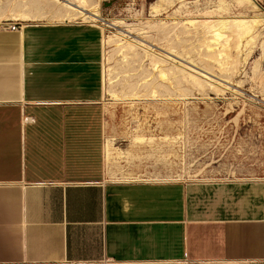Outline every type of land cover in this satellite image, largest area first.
Listing matches in <instances>:
<instances>
[{"label": "crops", "instance_id": "0c3cea01", "mask_svg": "<svg viewBox=\"0 0 264 264\" xmlns=\"http://www.w3.org/2000/svg\"><path fill=\"white\" fill-rule=\"evenodd\" d=\"M103 38L0 25V264H264V174L188 181L167 128L110 117Z\"/></svg>", "mask_w": 264, "mask_h": 264}, {"label": "rangeland", "instance_id": "374dc122", "mask_svg": "<svg viewBox=\"0 0 264 264\" xmlns=\"http://www.w3.org/2000/svg\"><path fill=\"white\" fill-rule=\"evenodd\" d=\"M100 1L101 15L108 21L115 22L121 20L124 22L123 25H131L139 30L138 33L141 38L161 49H171L177 53L186 54L187 50L183 52V49L186 48L187 45H191L192 50L190 49V54L192 56L201 60L203 65L211 69L215 75L220 78L224 77L223 79L229 81V85L217 83L215 87H211L212 89L207 87V90L210 89L209 91L206 89L205 91L199 90L186 81L176 82L177 80H173V76L170 75L171 73L167 74L170 78L166 75L158 76L157 72L152 69L151 63L149 62L150 60L147 57L145 58L146 60H137L133 64L128 62L126 58L124 59L125 52H113V47L106 44L104 54L106 51L109 61H105L106 63L108 62L107 65H105L103 59V66L105 65L106 68L109 66H114V68H116L117 66V69H114L113 72L114 74L118 72L120 75L119 77L117 75L118 73L115 74V76L117 75L119 78L114 79V75L112 74L109 76L113 77L111 84L108 85L106 82L107 85H104V95L105 101L108 103L109 107V116L112 118L119 117L125 120V118H128L127 115L132 116L140 110L141 112H146L144 114L148 115L138 119L128 118L126 122L122 119H118V123L123 124L124 122L130 126L132 125L131 130L136 132L140 131L143 125H155L156 132L163 131L164 127L167 128L171 132L169 134L171 139L177 137L179 142L181 141L182 158L184 160L182 163V173L186 176L188 181L197 179H231L235 178L237 174H241L250 169L261 170L264 174V87L262 86L264 84V49H262L263 47L260 43L264 38V25L260 27L261 37H259L257 43L252 47L248 46L242 48L239 53L240 55L237 57V50L232 44L230 45L232 52L228 49L227 53L231 54L234 60H236V58L239 59L234 62V60L229 57L230 59L228 61L227 54L226 59L228 61V66L226 65L224 67H226V69L236 67L237 69H231L235 70L232 72L230 69V71L225 70L222 66L226 64V61L223 63L220 60L225 59V57L221 58L218 55L217 57L211 55L206 44L209 41H211V44L219 42L222 44L225 41L223 38L227 36L226 34H228L229 31H224L225 34L224 32L222 33L221 39H218L219 42L215 39L213 40L211 37L204 41L200 24L203 19L214 20L217 18H228L240 15L253 17L259 13H263L264 16V0H253L258 10L251 8L246 2H238L237 0H223L224 2L222 0H170L171 2H169V0H115V4L110 8L105 7V0ZM184 3L188 5L186 6ZM6 13L10 14L8 11ZM205 14L210 15L207 17ZM186 18L189 19L187 20ZM50 20L51 22H56L55 19ZM50 20H48V22H50ZM191 20L194 22L191 23ZM195 20L196 23L199 22L198 25H196ZM5 21L6 17L1 18L0 25L7 27V25H5L7 23H20L21 26H24V23L20 20ZM48 22L43 18L41 20L30 21L29 23L45 24ZM67 23L69 22H65L64 24ZM77 23L87 22L76 20L70 24ZM92 24L101 25L105 37L118 34L116 28L103 25L100 21L93 22ZM228 35L230 38L233 36L232 39L235 40L236 37L234 33H229ZM120 37L132 41L131 36ZM187 38L189 41H187ZM182 41H185V43L182 44ZM221 44L219 43L216 45L217 53L218 50L222 48V46H220ZM142 49L144 52H141L143 51ZM146 51L152 52L149 48H145L144 46L138 49L141 56H144ZM155 51L160 52L159 49ZM207 54L212 58L206 56ZM214 58L218 59L215 60ZM256 61L260 63L258 71L261 68L262 71L260 70L259 72L263 74L259 76V79L257 75H253L255 67L258 65ZM141 62H143V64ZM229 62L234 63H230L231 65H229ZM235 72H237V75ZM126 73H128V75ZM131 76H133L132 80L130 79ZM255 76L257 78H255ZM127 78L131 80L130 82L133 85L136 83L133 87L134 92L132 91L136 100H132V98L129 100V97H122V86L125 84ZM155 79L158 80V85L154 84L153 81ZM162 85H164V87ZM155 86H157L158 90ZM105 87H111L110 89L114 87L112 89L114 93L106 92ZM167 87L168 89H166ZM163 89L165 91H163ZM111 94L114 97L111 96ZM179 132H181V135ZM135 136L136 135H134V137ZM134 137L131 141L134 146H137V144L134 143ZM155 137H152L154 140L151 142L154 141L156 147L168 141V137L165 136L155 135ZM109 140H111V143L109 144V152H107L108 159L112 160L120 157L121 153L117 152L114 146L116 144V139L110 137ZM171 142H173L174 148L176 141L174 140ZM146 143L147 142L142 144ZM178 145L179 144H177V147Z\"/></svg>", "mask_w": 264, "mask_h": 264}, {"label": "bare ground", "instance_id": "6f19581e", "mask_svg": "<svg viewBox=\"0 0 264 264\" xmlns=\"http://www.w3.org/2000/svg\"><path fill=\"white\" fill-rule=\"evenodd\" d=\"M171 1L169 0V2H171ZM237 1L238 2L239 1L240 2L241 1L242 2H246L251 8H253L255 10H258V7H257V5L255 4V2L253 0H237ZM100 2H101L100 0H0V19L3 18V17H6V21H8V20H15V21L16 20H20V21H22L24 23V25L31 24V23H29L30 21H35V20H38V19L41 20L43 18H44V20H47V22L50 19H55V21H56V22H51V20H50V22L45 23V24H64L65 22L71 23V22H75L76 20H81L83 22H87L89 24H92L93 22H99L100 21V22H102L103 25H107V26L116 28L117 32H118V34H114L112 36H110V35L107 36V37L104 36V38H103V49L105 50V45L108 44V45H111L113 47L112 48L113 52H116V53L117 52H119V53L120 52H125L124 59L126 58L128 62H131V63L134 64L135 61L142 60V59L146 60L145 58L147 57L150 60L149 62L151 63L152 69L157 72L158 76L159 75L160 76H165V75L167 76L168 73L169 74L171 73L170 75L173 76V80H175V81L177 80L176 82H178V81H186L187 83L191 84L193 87L198 88L199 90H204L205 91V89L207 90V87H209V88L212 87L213 88V87H215V84H217V83H220V84L222 83V85L223 84L229 85L228 84L229 83L228 80L223 79L224 77L220 78L217 75H215L212 72L211 69H209L205 65H203L201 60H198L196 57H194V56H192L190 54V49L192 47L191 45H187L186 48H184L185 50L183 49V52L187 50L186 54L177 53L175 51H172L171 49L165 50V49L158 48L157 46L155 47L154 44H152L150 42H147L146 40L141 38V36L138 33L139 30L135 29L131 25H123L124 22H122L121 20H118V21H115V22L114 21L110 22L107 19H105L104 16L101 15V11H100L101 3ZM184 4L186 5V3H184ZM248 5H247V7H248ZM250 7H249V9H250ZM199 8H201V7H199ZM7 11L10 12V14L6 13ZM7 14H8V16H7ZM209 15L207 14L206 16L208 17ZM247 16L240 15V16H233V17H228V18L227 17L226 18H220V19L217 18V19H214V20H211V19H205L204 20L203 19V21L200 22L201 28H202V37L204 38V41L211 37V38H213V40L215 39L216 41L219 42L218 39H221V37L223 35L222 33L224 31L227 32V30L229 31L228 34L229 33L230 34H233V33L235 34V37H236L235 40L232 39L233 38L232 35H231L232 37L230 38L229 35L226 34L227 36L223 38V39H225V41L222 44H221V42H219L221 44L220 46H222V48H220L218 50V53L216 51L217 50L216 45L219 44V43L211 44V41L206 43L207 44V49H208V51H209V53L211 55H214L215 57H217V55H218L221 58L225 57V59H226V56L228 54L227 50L230 49V45L232 44L235 47V49L237 50V52H238V54L236 55V57H237L238 55H240L239 53L242 50V48H246L248 46L252 47L254 44L257 43L259 37H261L260 36L261 35L260 27L262 25H264L263 13L262 14L259 13L257 15H254L253 17H247ZM210 17H212V16H210ZM212 18H214V17H212ZM190 22L192 23L194 21L191 20ZM195 23H196V20H195ZM13 24L14 23H7L5 25L8 26V30H11L10 26H12ZM187 24H189V23H187ZM198 24H199V22L196 23V25H198ZM196 28H194V29H196ZM224 34H225V32H224ZM118 35H120V36H131L132 37V41H128V40H126L123 37H120ZM229 38L232 39L233 41L230 40ZM187 41H189L188 38H187ZM182 42H183L182 44L185 43V41H182ZM260 43H261V45L263 47L262 49H264V38H263V41L260 42ZM141 46L142 47L144 46L145 48H149L152 52L146 51L145 55L141 56V54L138 52V49ZM201 47H202V45H201ZM156 49H159L160 52H156L155 51ZM194 51H195V48H194ZM141 52H144V50L141 51ZM231 52H232V50H231ZM196 53H197V51H196ZM263 54H262V56H263ZM107 56L108 55H107V53L105 51V54L103 55V59H104L105 65H107V63H108V62L106 63L105 61H107V60L109 61ZM203 56L205 57L204 54H203ZM206 56H208V54ZM262 56H261V58H262ZM208 57L210 58L211 56H208ZM229 57L232 58V55L228 54V56H227L228 61L230 59ZM214 59L217 60L218 58H214ZM225 59L220 60L223 63H225V61H226V64L222 65L223 68H225V70L230 71L232 68L237 69L236 67H231V69L229 68L230 70L226 69V67H224V66H226V65L228 66V63H227L228 61H227V59L226 60ZM115 60H116V58H115ZM236 60H239V59L236 58ZM236 60H234V62ZM234 62H229V65H231L230 63H234ZM141 63L143 64V62H141ZM223 63H221V64H223ZM257 63H258V65L255 67L253 75L254 74L257 75V77L259 79V76L263 75L264 73L262 72L263 74H261L259 72L261 70V68L258 71V68L260 67V63L259 62H257ZM105 65H104V85L106 86L107 85L106 82L109 85V84H111V80L113 79V77H109V76H111L113 74L114 75V79H115V78H119L120 75L116 71L118 74L117 73H115V74H117L119 77L117 75L115 76V74L113 72L114 69H117V66H116V68H114V66H111V67L109 66L108 68H106ZM213 65H214V63H213ZM125 66H126V64H125ZM233 66H235V65H233ZM121 69H123V68H121ZM222 71H224V70H222ZM231 71L233 72L235 70H231ZM237 72H235L236 75H237ZM235 73H233V74H235ZM126 74L128 75V73H126ZM230 74H232V73H230ZM106 76H107V78H106ZM167 77L170 78L169 76H167ZM257 77L255 76V78H257ZM128 78H127V80H125V84H123V86H122V90H121L122 94H123L122 97L123 96H124V98L125 97L126 98L129 97V100H131L130 98H132V100H136L135 99V95L133 94V92H134L133 91V89H134L133 87L135 86L136 83L133 85L130 82L132 80L133 76L130 77L131 80H128ZM255 78H254V80H255ZM165 79H166V77H165ZM155 80L153 81L154 84L158 85V80H156V81ZM139 83H140V81H139ZM161 84H159V85H161ZM260 84H261V82H260ZM115 85H117V84H115ZM115 85H114V87H115ZM162 86L164 87V85H162ZM262 86L264 87V84ZM262 86H260V87H262ZM114 87H112V89ZM155 87L157 89V86H155ZM105 88H106V92L114 93L113 90L110 89L111 87L110 88L105 87ZM166 89H168V87ZM160 90H161V88H160ZM209 90H207V91H209ZM163 91H165V90L163 89ZM116 94H119V93H116ZM161 95L163 96L162 93H161ZM111 96H113V95L111 94ZM164 96H166V95H164ZM164 99H165V97H164ZM113 101H114V99H113ZM138 102H140V101H138ZM155 138H157V137H155ZM133 140H134L135 144L140 145V144L145 143V142H149V141L151 142L154 139L152 137L148 138V137L136 135ZM110 143H111V140L108 139L107 152H109V147H110L109 144Z\"/></svg>", "mask_w": 264, "mask_h": 264}, {"label": "built area", "instance_id": "2783aa9c", "mask_svg": "<svg viewBox=\"0 0 264 264\" xmlns=\"http://www.w3.org/2000/svg\"><path fill=\"white\" fill-rule=\"evenodd\" d=\"M21 28L20 23H14L12 26H10L11 31H18Z\"/></svg>", "mask_w": 264, "mask_h": 264}]
</instances>
